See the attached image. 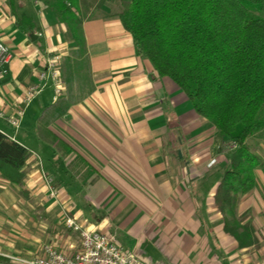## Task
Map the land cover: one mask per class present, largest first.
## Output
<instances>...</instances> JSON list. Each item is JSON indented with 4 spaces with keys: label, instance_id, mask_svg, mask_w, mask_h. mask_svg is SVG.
<instances>
[{
    "label": "crops",
    "instance_id": "1",
    "mask_svg": "<svg viewBox=\"0 0 264 264\" xmlns=\"http://www.w3.org/2000/svg\"><path fill=\"white\" fill-rule=\"evenodd\" d=\"M14 1L0 0V42L13 54L8 75L0 76V110L10 115L23 108L44 62L60 55L62 70L74 48L67 27L44 3ZM116 10L113 1L80 0L84 76L69 84L62 70L61 95L49 82L26 108L19 129L0 119V131L32 153L23 185L0 174V264H27L46 247L76 254L81 240L67 227L68 218L113 235L150 264H250L255 255L246 253L260 249H239L222 223L218 229L212 223V216L222 219L214 205L217 171L232 151L221 163L227 153L218 151L216 129L174 82L158 78L151 63L138 58ZM22 15L34 19L35 33L17 28ZM49 109L44 131L40 119ZM26 127L45 143L44 164L25 136H17ZM257 176L258 188L243 198L240 214L260 210L264 170ZM258 239L261 244L264 236Z\"/></svg>",
    "mask_w": 264,
    "mask_h": 264
},
{
    "label": "trees",
    "instance_id": "2",
    "mask_svg": "<svg viewBox=\"0 0 264 264\" xmlns=\"http://www.w3.org/2000/svg\"><path fill=\"white\" fill-rule=\"evenodd\" d=\"M38 1L67 27L74 45L62 68L70 84L87 65L80 0ZM108 1L117 5L115 17L132 36L138 58L150 62L158 78L174 82L232 149L221 170L214 205L222 216L224 234L239 249H261L250 212L240 214L239 208L243 198L258 188L257 171L264 170L263 156L249 143L264 139V0ZM16 25L25 35L37 31L27 15L16 16ZM50 116L51 109L42 115V130ZM31 158L26 147L0 131L3 179L23 185Z\"/></svg>",
    "mask_w": 264,
    "mask_h": 264
},
{
    "label": "built area",
    "instance_id": "3",
    "mask_svg": "<svg viewBox=\"0 0 264 264\" xmlns=\"http://www.w3.org/2000/svg\"><path fill=\"white\" fill-rule=\"evenodd\" d=\"M13 54L8 46L0 42V76H6ZM62 58L60 55L49 57L43 64L37 82L31 86L25 96L23 108L18 109L15 115L0 110V119L15 129H19L29 104L39 96L49 82H53L58 95L62 93ZM46 184L52 197L56 191L52 187V178L44 172ZM66 225L80 236L81 248L73 256H67L55 248L46 247L42 257L27 264H150L139 259L134 253L124 250L110 234L93 232L82 228L74 219L68 218Z\"/></svg>",
    "mask_w": 264,
    "mask_h": 264
},
{
    "label": "rangeland",
    "instance_id": "4",
    "mask_svg": "<svg viewBox=\"0 0 264 264\" xmlns=\"http://www.w3.org/2000/svg\"><path fill=\"white\" fill-rule=\"evenodd\" d=\"M116 12H117V10H116ZM69 55H72V51L69 53ZM64 62H65V59H64V61L62 63V68L64 67ZM86 70H87V65H85L83 67V69H81L80 72L77 73L78 77L80 76V78H81L82 76H84ZM38 98H40V97H38ZM29 119L32 121V115L29 117ZM17 136L20 139H22L21 137L25 136V140L30 145V147L33 148L32 150L39 154L36 157H38L40 159V162L42 164H44L43 162H46V159H47V151L46 150L47 149L45 148L46 147L45 143L44 142H40L37 139L35 133H33L29 128H27V129H25V128L23 129L22 128V130L20 131V133ZM257 142H259V143H257ZM249 143L256 149L257 153L260 154L261 156H263V158H264V139L260 140V141H255L253 139H250ZM219 147L220 148L221 147L224 148V150L227 153V157H222L221 158V160H222L221 163L226 164L228 155L232 151V149L230 147H228L227 144L222 142V140L219 142ZM217 173L219 174V176H221V171H219V172L217 171ZM260 196L264 197V190L261 191ZM260 200H261V202H260L261 203L260 210H256V209L254 210V208H253V209H251L250 214H251V220L253 221V223L255 224V226L257 228V230L259 231L258 232V236L263 238V236H264V198L260 199ZM212 218H213V220H212L213 222L212 223H213V228L214 229L220 228L221 227V223L223 225L222 219L220 221V219H218V217H215V216H212ZM261 244H262V247H261V249L259 251L256 252L254 250H251V254L246 253L249 256L255 255L254 259L250 258L251 259L250 264H264V241Z\"/></svg>",
    "mask_w": 264,
    "mask_h": 264
}]
</instances>
